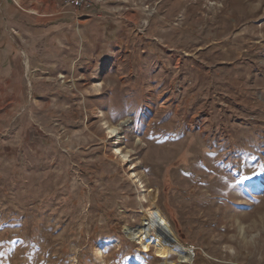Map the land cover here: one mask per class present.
<instances>
[{"label":"rangeland","instance_id":"rangeland-1","mask_svg":"<svg viewBox=\"0 0 264 264\" xmlns=\"http://www.w3.org/2000/svg\"><path fill=\"white\" fill-rule=\"evenodd\" d=\"M96 3L0 0V264H264V0Z\"/></svg>","mask_w":264,"mask_h":264},{"label":"crops","instance_id":"crops-1","mask_svg":"<svg viewBox=\"0 0 264 264\" xmlns=\"http://www.w3.org/2000/svg\"><path fill=\"white\" fill-rule=\"evenodd\" d=\"M96 1L97 0H94V4L90 8L80 9L84 12H87L84 17H88L86 19H83V21H81L82 28L85 27L86 25H91V23L97 22L98 24L101 25L108 21H112V22L114 21L113 23L119 26V28L121 27L125 28V27H129L131 24L133 25L136 24L137 21L136 11L124 10L123 12L113 14L108 9L107 7L108 5L106 6V4H99L96 3ZM65 7L68 6L65 5ZM115 7H118V5H115Z\"/></svg>","mask_w":264,"mask_h":264},{"label":"built area","instance_id":"built-area-1","mask_svg":"<svg viewBox=\"0 0 264 264\" xmlns=\"http://www.w3.org/2000/svg\"><path fill=\"white\" fill-rule=\"evenodd\" d=\"M64 3L74 10H80L90 8L94 4V0H65Z\"/></svg>","mask_w":264,"mask_h":264},{"label":"bare ground","instance_id":"bare-ground-1","mask_svg":"<svg viewBox=\"0 0 264 264\" xmlns=\"http://www.w3.org/2000/svg\"><path fill=\"white\" fill-rule=\"evenodd\" d=\"M24 64H25V67L27 69V67H28V59L27 58H24ZM127 125H129V121L124 120V121L120 122L117 126L110 128L109 133L111 134V136L117 137L119 134V131H122L123 128L126 127ZM124 157H127V155H124ZM129 158H130V156H129Z\"/></svg>","mask_w":264,"mask_h":264},{"label":"water","instance_id":"water-1","mask_svg":"<svg viewBox=\"0 0 264 264\" xmlns=\"http://www.w3.org/2000/svg\"><path fill=\"white\" fill-rule=\"evenodd\" d=\"M193 255V252L192 251H190V256H192Z\"/></svg>","mask_w":264,"mask_h":264},{"label":"snow or ice","instance_id":"snow-or-ice-1","mask_svg":"<svg viewBox=\"0 0 264 264\" xmlns=\"http://www.w3.org/2000/svg\"><path fill=\"white\" fill-rule=\"evenodd\" d=\"M245 179H247V177Z\"/></svg>","mask_w":264,"mask_h":264}]
</instances>
